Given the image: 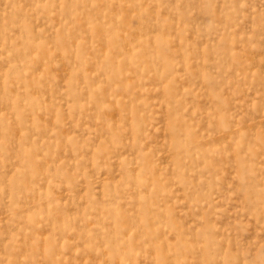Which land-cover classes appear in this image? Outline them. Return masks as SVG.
I'll return each mask as SVG.
<instances>
[{
  "label": "rangeland",
  "instance_id": "obj_1",
  "mask_svg": "<svg viewBox=\"0 0 264 264\" xmlns=\"http://www.w3.org/2000/svg\"><path fill=\"white\" fill-rule=\"evenodd\" d=\"M0 90V264H264V0H0Z\"/></svg>",
  "mask_w": 264,
  "mask_h": 264
},
{
  "label": "bare ground",
  "instance_id": "obj_2",
  "mask_svg": "<svg viewBox=\"0 0 264 264\" xmlns=\"http://www.w3.org/2000/svg\"><path fill=\"white\" fill-rule=\"evenodd\" d=\"M121 34H122V33H121ZM125 43H126V42H125ZM11 90H12V89H11ZM0 91H1V90H0ZM118 94H119V93H118ZM0 136H1V135H0ZM16 138H17V137H16ZM50 139H51V138H50ZM62 143H63V142H62ZM63 144H64V143H63ZM68 147H69V146H68ZM96 182H97V181H96ZM96 182H95V183H96ZM62 195H63V194H62Z\"/></svg>",
  "mask_w": 264,
  "mask_h": 264
}]
</instances>
